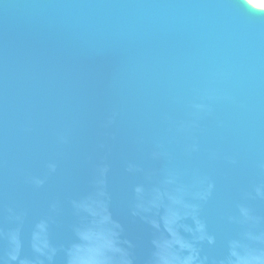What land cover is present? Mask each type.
<instances>
[{
    "label": "water",
    "instance_id": "1",
    "mask_svg": "<svg viewBox=\"0 0 264 264\" xmlns=\"http://www.w3.org/2000/svg\"><path fill=\"white\" fill-rule=\"evenodd\" d=\"M0 264H264V8L0 0Z\"/></svg>",
    "mask_w": 264,
    "mask_h": 264
},
{
    "label": "bare ground",
    "instance_id": "2",
    "mask_svg": "<svg viewBox=\"0 0 264 264\" xmlns=\"http://www.w3.org/2000/svg\"><path fill=\"white\" fill-rule=\"evenodd\" d=\"M248 1L256 7L264 8V0H248Z\"/></svg>",
    "mask_w": 264,
    "mask_h": 264
},
{
    "label": "rangeland",
    "instance_id": "3",
    "mask_svg": "<svg viewBox=\"0 0 264 264\" xmlns=\"http://www.w3.org/2000/svg\"><path fill=\"white\" fill-rule=\"evenodd\" d=\"M252 4V3H251ZM253 5V4H252ZM254 6V5H253ZM259 8V7H258Z\"/></svg>",
    "mask_w": 264,
    "mask_h": 264
}]
</instances>
